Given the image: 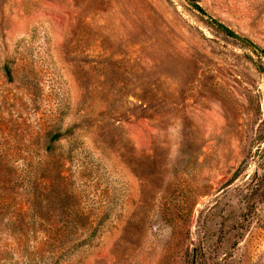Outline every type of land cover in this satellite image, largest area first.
<instances>
[{
	"label": "rangeland",
	"instance_id": "rangeland-1",
	"mask_svg": "<svg viewBox=\"0 0 264 264\" xmlns=\"http://www.w3.org/2000/svg\"><path fill=\"white\" fill-rule=\"evenodd\" d=\"M197 2L0 0V264H264V59L210 21L264 50V0Z\"/></svg>",
	"mask_w": 264,
	"mask_h": 264
},
{
	"label": "trees",
	"instance_id": "trees-1",
	"mask_svg": "<svg viewBox=\"0 0 264 264\" xmlns=\"http://www.w3.org/2000/svg\"><path fill=\"white\" fill-rule=\"evenodd\" d=\"M188 2L202 15L206 16L207 13L205 12V10L198 4L197 0H188ZM211 23L217 27L220 31H222L225 35H227L228 37L236 40L237 42H239L243 47L249 49L250 51H252L261 61L264 59V50L260 49L256 44H254L253 42H251L250 40L241 37L240 35H238L236 32H234L232 29L228 28L227 26L223 25L222 23L218 22L215 19H210ZM259 72L261 73L263 79H264V63L258 64L257 65ZM63 136V134H55L52 137V141H58L61 137ZM52 149L49 147V150ZM85 242H83L84 244Z\"/></svg>",
	"mask_w": 264,
	"mask_h": 264
}]
</instances>
